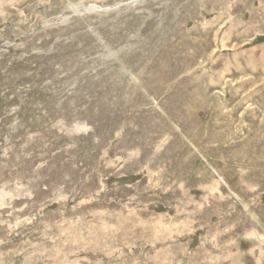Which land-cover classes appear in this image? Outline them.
<instances>
[{
    "label": "rangeland",
    "instance_id": "374dc122",
    "mask_svg": "<svg viewBox=\"0 0 264 264\" xmlns=\"http://www.w3.org/2000/svg\"><path fill=\"white\" fill-rule=\"evenodd\" d=\"M0 264H264V0H0Z\"/></svg>",
    "mask_w": 264,
    "mask_h": 264
}]
</instances>
